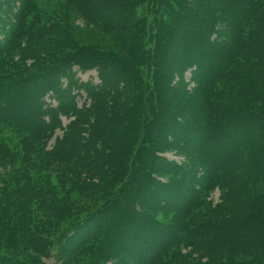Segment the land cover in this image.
Wrapping results in <instances>:
<instances>
[{
	"label": "trees",
	"instance_id": "obj_1",
	"mask_svg": "<svg viewBox=\"0 0 264 264\" xmlns=\"http://www.w3.org/2000/svg\"><path fill=\"white\" fill-rule=\"evenodd\" d=\"M18 1L21 2L19 24L16 26L14 22L10 23L14 26L9 28L0 24V55L18 43V28L22 24H28L31 28L30 36V33L34 34L32 29L51 36L59 31V28L54 27L52 30L49 25L31 27L37 22H27L32 17L34 0ZM7 3L15 4L14 0ZM74 5L89 18L91 24L100 26L111 35L119 43L121 50L113 49L112 52L104 53L98 48L94 51L88 49L85 50L86 53L79 52L76 56L68 53L67 57H62L67 58L62 63H52L51 65L57 67L54 71L57 80L52 87L43 88L41 93L44 95L40 96L43 100L49 97L55 102L51 112L44 116V121L33 126L10 119L5 115L8 112L7 106L2 105L4 100L15 99L14 90L24 86L29 88L32 84H26L29 78L19 77L29 68L24 63L25 60L20 57L18 60L11 59L13 73L0 74V112L3 113L0 123L11 126L22 138L34 144L33 147L26 146V158L17 165L19 159L16 152L6 153L5 157L11 161L13 170L9 179L0 181V246L12 253L17 264L24 263L23 257H29V261L33 262L35 253L47 257L56 244V250L59 249L60 242L61 250L65 246L68 248L64 245V239L69 237L68 230L72 229L73 234L69 238H73L78 234L76 229L85 228L92 219L87 217L83 222L80 219L79 224L66 230L67 225L62 222L66 220L65 214L68 213L66 211H69L70 205L46 206V197L52 194L54 188L46 177H42L46 180L44 187L35 181L41 178H32L34 175L29 168L32 158L29 156L35 150L41 153L40 146L53 137L57 128H61L62 136L57 138L56 144L48 153L57 161H84L83 167L88 175L98 176L100 182L105 184L107 192L117 182L122 185L130 182V177L136 171L146 172L144 180L141 181L144 194L124 192L121 188L109 203L112 215L119 213V202L123 201L128 206L122 211L117 225L112 223L111 218L109 230H102L107 224L101 230L94 229L90 231V235L85 234L86 237L75 243L77 246L64 256L65 264H136L137 251L133 243L129 242L128 234L138 239L141 238L138 230L153 229L148 232L152 239L158 233L154 227L148 228L152 225L158 229L168 227L166 230L171 237L180 232L175 226H172L174 230L170 225L159 221L156 216L146 217V211L143 213L146 218L137 222L135 220L143 209L141 205H146L145 193H150L146 189L151 179L153 181L155 178L162 183L169 180L168 174L161 178L155 173L159 171V163L162 168L165 163L159 161L150 168L147 166L148 156L155 155V151L159 152L158 157L164 158L163 148L173 144L192 148L179 140L184 138L198 141L195 146L198 158L205 157V187L209 188L214 182L222 181L230 194L229 198L234 202L239 200L240 193L245 192L249 196L245 202L246 209L241 214L237 207L230 205L228 211L221 213L219 217L213 216L212 220L206 217L202 221L192 222L193 225L191 219L189 222L179 221L188 237L185 244H191L193 249L206 255L240 253L245 256L241 262L233 264H264V125L260 122L264 120V0H74ZM111 6L116 12L109 10ZM169 18L171 22L167 24ZM222 32H225V37L220 36ZM56 44L62 43L57 40ZM51 47L54 46L49 48ZM208 50L211 52L208 53ZM87 51H92L91 55ZM95 55H104L107 58ZM169 57H176L177 62H171ZM38 59L46 62L45 58H36L35 62ZM108 60L115 61L117 72L125 79L124 89H115L119 78L114 77L111 69L105 67L109 65ZM44 65L41 63L38 66L42 67H35L31 71L35 72L32 80H48L49 73L53 71L47 70ZM73 65H77L82 72L96 70L100 82H80L77 71H72ZM44 68V73H38L44 71ZM173 71L182 76L186 72H192L193 79L198 82L195 90L187 89L184 77L176 85L170 82ZM14 76L21 79L14 81ZM218 83H222L227 90H218ZM173 94L180 101L170 106ZM79 95L86 97L82 105H78L76 101ZM70 96L74 98L71 99ZM37 105H41L39 96ZM45 106L49 105L44 103L43 109ZM61 116L74 119L63 127ZM156 127H159L157 131ZM159 139H166L167 143H159ZM246 144H249L247 150L233 152L234 148ZM206 145L215 148L223 146L219 161L207 158L211 148ZM100 151H103L104 158L95 154ZM130 153L135 154L129 157ZM230 153L233 154V159L230 158ZM133 158H137L139 166L136 161L131 160ZM230 161L232 166H237L239 172L226 174L227 179H224L223 169L226 162L230 164ZM90 165L89 171L86 166ZM183 165L185 169H190L187 167L189 164ZM208 165H211L209 174L206 170ZM168 170L163 169L168 173L176 171L171 168ZM51 171L58 172L61 179L64 177L63 169H51L49 172ZM72 172L75 175L81 171L74 169ZM191 173L195 178L194 169ZM150 174L153 178L148 177ZM201 174L199 177H202ZM46 176L49 178L47 173ZM135 181L131 183L136 184ZM80 183L79 186L87 188L85 183ZM176 188L179 194L181 187ZM158 189L157 194L164 193V188ZM152 192L156 194L155 190ZM122 193L125 195L114 205L118 195ZM130 195L133 197L128 200ZM195 196L182 205L183 208L190 207L189 214L193 215V220L198 219L193 212L194 207L200 204ZM181 198L184 201L188 194H183ZM43 207L46 209L43 210ZM97 217L101 216L96 214L94 221ZM133 223L137 226L135 231L130 230ZM120 224H124V228L114 235V229ZM195 225L199 226V234L194 230ZM179 229L181 230L180 227ZM169 239L168 236L164 240L169 241L167 251L170 252L172 248L175 254L178 240L170 242ZM141 242L136 246L147 249L143 241ZM64 252L65 250L63 254ZM163 252L159 258H154L147 264H156L155 261L157 264H181V261L174 259V254L168 263L162 257Z\"/></svg>",
	"mask_w": 264,
	"mask_h": 264
},
{
	"label": "rangeland",
	"instance_id": "obj_2",
	"mask_svg": "<svg viewBox=\"0 0 264 264\" xmlns=\"http://www.w3.org/2000/svg\"><path fill=\"white\" fill-rule=\"evenodd\" d=\"M7 1H12V0H0V24L4 28L13 27L14 24L17 26L19 24V16L21 13L20 10L21 2H19L18 0H14L15 4L9 5ZM69 1L72 2L69 3L68 0H34L33 1L34 5L33 8L31 9L33 10V12H31L32 17L30 18V21L28 20L27 22H31V21H37V22L31 25V27L37 25L39 26L49 25L52 28V30L59 28V31L57 32V34L51 36V35H43L42 33H38L34 29H32L34 34L30 33L32 35L30 36L29 30H31V28L27 26L28 24L25 25L22 24L18 28L19 30L16 39V42L18 43L13 46L10 45L11 47L7 48L6 51L1 53L0 55V74L2 75H10V73H13V70L10 66L11 59L18 60L20 57L23 61L25 60L24 63L27 64L29 67L26 70V73H24L23 75H19V77L29 78V80L26 81V84L27 83H32V84H30L29 88L27 86H24L22 87V89L14 90L13 92L16 93L15 99H8L6 101L4 100V102L2 103L3 106H7L8 112L5 113V115H7L10 119L14 121H20L21 123L30 126L38 125L44 121L43 118L46 115V113L51 112V107L53 106V102L55 101L50 99L49 97L47 98L45 97V99L43 100L40 95H44L41 93L43 88L52 87V84L57 80L54 73L55 68L57 67L51 65L52 63H54L55 65L60 62L62 63L63 60L65 61L67 59V58L63 59L62 57H67L66 55L68 53L71 55L73 54V56H76L79 52L86 53L85 50L88 49L94 51V49L98 48V50H101L104 53L112 52L111 50L113 49L121 50L119 43H117L111 35L107 34V32L103 30L100 26L98 27L96 25L91 24L92 22L88 20L89 18L85 17L83 13H80V11L77 10L76 6L74 5V0H69ZM109 10L111 12H116L112 6L110 7ZM27 12L29 13V15H31L30 10H28ZM165 15H167L166 11H165ZM33 16L35 18H33ZM165 19H167L166 16ZM167 21H166L167 24H169L171 22L170 18ZM13 22L14 24L10 25V23ZM224 33L225 32H222L220 36L225 37ZM57 40H60L62 44L57 45L56 44ZM12 41H13V37H12ZM46 45H48L47 49H49V51H47V49L45 50ZM52 45L54 47L49 48ZM61 51L63 54L61 53ZM92 51H87V53L91 55ZM210 52L211 50H208V53ZM172 53H174L173 50ZM95 56L107 58V56L104 55L103 56L95 55ZM36 58H41V59L45 58L46 62H44L43 60L42 62L39 59L35 62ZM114 60L118 61L117 59ZM114 60L112 62L108 60L107 62L109 63V65H106L105 67L111 69L112 71L111 74L114 77L116 76L119 78L117 87L115 89L122 90L124 89V87H126L124 86L126 82L125 79L122 78L123 76L119 75L121 73L117 72L115 66L116 63ZM169 60L173 63L177 62L176 57H169ZM38 63L39 64L42 63L43 65L45 63L44 65L45 68L47 70L51 69L53 71L52 73H49L50 75L48 76V80L50 81L44 80V78L43 80L41 79V81L32 80L35 72L33 73L31 71L35 70V67L36 69L42 67V66H38L39 65ZM70 63L71 62H69V64ZM30 65H32L31 66L32 70L30 69ZM71 68L72 71H77V79L80 82L89 81V80H92L95 83L100 82L98 73L94 69H90L88 71L82 72L78 69L77 65L75 66L73 65ZM46 69L38 73H44ZM171 74L173 75V77L171 76L172 78L170 79V82L172 81V83H174L175 85L177 83H180V80L182 79V77H184L185 85L187 86V89L189 91L195 90V86L198 85L197 80L195 78L193 79L192 72L190 71L186 72L183 76L177 74V72L175 71H173ZM12 79H15L14 81H16L21 78H15L14 76ZM216 86L218 90L221 91L227 90V88L222 83H218L216 84ZM237 86L239 87V84ZM38 91L40 92L37 94ZM193 93L194 92H192V95ZM196 93L197 95L199 94L197 90ZM201 93L202 91L200 92V94ZM37 95L39 96L40 99V103H41L40 106L37 105V99H38ZM65 95L66 97L67 96L69 97V95L67 94ZM124 96H127V94ZM70 97L71 99L74 98L72 96ZM85 100H86L85 95L83 96L79 95L76 98L78 105H82V103ZM170 101H171L170 106H173L175 105V103L180 101V98L176 97V95L173 94L172 97L170 98ZM235 101L237 102V99ZM42 103L43 104L47 103L49 106H45V109H43ZM2 114L3 113L0 112V118H2L3 116ZM73 119H74L73 117L61 116L63 127H65L68 123L73 121ZM260 122L262 123V125H264V120H261ZM157 129H159V127H156L155 131H157ZM258 129L259 128H257V130ZM262 130L263 129L261 128L260 131ZM62 134H63V130L61 128H57L55 130V134L53 135V137H51L46 144L40 146L42 148L41 153L40 151L35 150V152L32 155L30 156L28 155L30 158H32L31 160L32 164L31 166H29V168H31L30 171L33 172L34 175L32 178L34 179H37V177L41 178L35 181L38 184H40L42 187H44L46 183V180H43L42 177H46L47 180H50V184L53 186L54 189L52 194L47 195L46 197V201H48L46 203V206H52V205L61 206L62 204L70 205L69 211L68 210L66 211L68 213L65 214L66 220L65 222H62L63 225L64 224L67 225L66 230L71 229L72 227H74L75 224H79L80 219L82 222L87 217H88L87 219L90 218L92 219L88 222L85 228L78 227V229H76L78 230V234L76 233L73 236V238H69L70 234H73L72 229L68 230L69 237H66L64 239V245H67L68 248H66L65 246L63 247V250H61L60 248L61 242H60L59 249L56 250L57 247L56 244L49 256L46 257L39 253H35V255L33 256L34 257L33 262L29 261V257H23L22 258V261L24 262L23 264H65L63 262L65 259L64 256L67 253L71 252L73 248H75V246H77V244L75 243L79 242L80 240H83L82 237H86L85 234L91 233L94 229L101 230L102 227H105V225L107 224L108 226H106L102 230L105 229L109 230L108 228H110L111 226L110 225L111 218L113 219L112 223L115 222L114 224L117 225L116 223L122 217L121 215L122 211L128 207L127 204L123 203V201L119 202L121 198L125 195V193L119 194L117 200L114 202V205L116 202H119L118 214L112 215V210L110 208L109 203H111L114 200V197L121 190V188H122L121 191L125 190L124 192L128 191V193H132V194H137L141 192L142 194H144L143 192L144 186L143 183L141 182L144 180V173H146L144 170H141L139 172L136 171L130 177L131 181L136 180L135 181L137 182L136 184H134V182L131 183V181L127 182V184L124 185L117 182L115 185L112 186L113 189L110 190V192H107V190H105L104 187L105 184H102L100 182L98 176H96L95 174H93L94 176L88 175L87 170H85L83 167L84 161H79L78 159H76L77 161L72 163L71 160L57 161L54 157H51L52 155L48 152L56 144V141L58 140L57 138L58 137L60 138ZM257 137L258 136L255 137L256 141H257ZM260 138H262V136ZM175 139L178 138L175 137ZM184 139L183 140L179 139V140L182 142H186V144L190 145L192 148L181 147V146L179 147V145L173 144L171 146L168 145L169 147L163 148L162 156L164 158H161L160 156L158 157L159 152H155V151H154L155 155L148 156L149 158L147 161L148 162L147 166L150 168H153V166H155L156 163L158 164L159 161L165 163L164 168H162V166L159 163V166L157 167L159 171L155 173L157 174L158 177L161 178H163L162 175L166 176V174H168L169 180L165 183H162L155 178L153 181L151 179V182L148 183L149 186H147V189L145 188L146 191L150 190L149 191L150 193H145L147 198L145 200L146 205L144 206L143 205L144 203L141 205V208L143 207V209L141 213L138 215V218L135 220L137 222L140 221L141 218L144 219L146 217L156 216L159 221L165 222L166 224L170 225L171 228L175 226L177 230L180 232L177 233L174 237H171L170 235H168L169 233L166 230V228L168 227H163L162 229H158L156 226L152 225V227H148V228L154 227L155 229L158 230V233H161L158 234L156 232L157 236L155 237V235H153L152 239H150V234L148 232L152 231L153 229L146 230L144 228V230H138L137 232L141 236V238L138 237V239H135L136 236H134L133 238L131 234H128L129 242L131 244L133 243L132 245L135 246V249L137 251L135 252L136 253L135 260L137 261L136 264H147L149 261L153 260L154 258H159L160 253L163 251H164L163 252L164 255L162 257H164L166 261L169 263L172 260V255L174 254V250L171 248L170 252L167 251V245L169 241H164V240L167 239L168 236L170 238L169 239L170 242L178 240L176 241L178 243L177 244L178 250L173 255V257L175 260L178 259V262L181 261V264H233L236 262H241V260L245 259V256H243V254L240 253H236V255L228 254V253L221 255L220 253L217 255H210V254L206 255L205 253L203 254L202 252H198L197 250L193 249L191 244L189 245L185 244V241L187 242L188 237L185 235L184 229L182 228V224H180L179 221L189 222L191 219V225H193L192 222L196 223L202 221L206 217L208 220H212L213 216L219 217L221 216V213H224L226 210L228 211V207H230V205L237 207L239 213L241 214L246 209L245 202L247 201L249 196L245 192L242 194L240 193L239 200L234 202L233 199L231 200L229 198L230 194L229 192H227L226 187L223 185L222 181L214 182L213 185L209 188L205 187L207 182L206 173H204L205 171L203 168V163H204L203 158L205 157L202 156V159L198 158L199 156L195 151L197 149V147L195 146H197L198 141L196 142V140L189 138L185 140ZM166 141H167L166 139L163 140L159 139V143H164V142L167 143ZM26 146L33 147L34 144L22 138L21 134L15 132L11 126L9 127L4 123H0V181L1 179H5V180L9 179V177H11L12 175L13 167L12 164L10 163L11 161L9 162V159L5 157L6 153L11 151L16 152L17 159H19L16 162L17 165L24 161L23 158H26L27 155V151L25 150ZM206 146L211 148L210 149L211 153L214 152L212 154L210 153L209 157L207 158L213 161H219L221 157V152L224 150L223 146L218 145L219 148L212 147V145H206ZM248 147L249 144L240 145L237 148H234L233 152L235 153V151L237 150L245 151L247 150ZM38 149L40 150V148ZM102 153L103 151H100V153H95V154H98V156L104 158V155ZM132 154L134 155L135 153H130L129 157H132L133 156ZM230 158L232 159L234 158L232 153H230ZM131 160L136 161L137 165L139 166L137 158H133ZM183 164L185 165L189 164L187 167L190 169H185ZM192 165H194L195 168L194 167L192 168ZM90 167L91 165L86 166V169L89 168L90 171ZM17 168H19V166ZM29 168H27V170ZM56 168H60L64 170L65 174L64 177H62V179L59 176L58 172L57 173H53L52 171L51 173L49 172L51 169H56ZM169 168L175 169L176 171L174 173H170V172L168 173L163 171V169L169 171L168 170ZM202 168H203V172H202ZM74 169L76 170L79 169V171L81 172L80 173L77 172L75 175H73L74 172L72 171ZM193 169H194L195 178L192 177L193 174L191 173ZM206 170L207 172L208 170L210 172L211 165H208ZM223 171L225 174L224 179L225 178L227 179L226 174L229 175L233 171L239 172L237 166H232V162L230 164L226 162V166L224 167ZM201 172L203 173V175L201 174ZM46 173L49 175V178L46 176ZM200 174L202 175V177H199ZM68 176L70 180L69 178H67ZM148 177L153 178L151 174L150 176L148 175ZM74 182L77 184H74ZM80 182H82V184L85 183L87 188H83L79 186L78 184H81ZM129 183L131 184L129 185ZM179 186L181 188L178 190L179 191L178 194L176 192L177 191L176 187ZM158 188L161 189L164 188L165 189L164 193L157 194V191L159 190ZM152 190L153 191L155 190L156 194H154ZM191 192L192 195L190 196ZM141 193H139L138 195H140ZM183 194L186 195L188 194V198L186 199L184 198L185 199L184 201L181 198L183 197ZM194 196L197 197L196 201L200 202V204L194 207L193 212L194 214H196V217L198 219L193 220V215H191V213L189 214L190 207L187 208V206H185L183 208L182 205L187 204L186 200L193 198ZM250 196H251V192H250ZM132 197L133 195H130L128 200H130ZM201 201H202V205H201ZM45 209L46 208L43 207V210ZM145 211L147 212V214L145 215L146 217H144L143 215ZM94 213L99 214L101 217H97V219L94 221V218L96 216V214ZM89 225H92L93 227ZM118 226L119 227H116V230L114 229V235L119 234V231H121L125 225L120 224ZM179 227L181 228V230L179 229ZM136 228H137L136 223H133L130 230L132 229L135 231ZM198 228L199 226L195 225L194 230L197 232ZM173 229L175 230V228ZM191 229L192 227L190 228V230ZM197 233L199 234V232ZM57 237L60 239L59 236ZM196 237L199 239V236ZM141 241H143V244L147 249L144 248L142 249V247L136 246V244L139 245L140 243H142ZM137 248H139L140 250H137ZM64 250L65 252L63 254ZM12 256H13L12 253L7 248H5L4 246H0V264H17V259H14ZM161 260L162 259H160V262ZM155 263L157 264V261H155Z\"/></svg>",
	"mask_w": 264,
	"mask_h": 264
}]
</instances>
